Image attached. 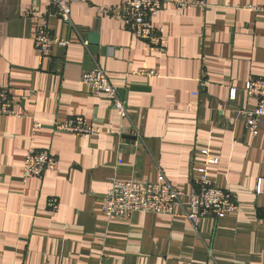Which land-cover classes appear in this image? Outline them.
Segmentation results:
<instances>
[{
	"label": "crops",
	"instance_id": "obj_1",
	"mask_svg": "<svg viewBox=\"0 0 264 264\" xmlns=\"http://www.w3.org/2000/svg\"><path fill=\"white\" fill-rule=\"evenodd\" d=\"M207 1L205 10L166 6L154 21L165 33L155 48L99 13L119 1L80 0L71 24L49 19L52 36L70 44L42 59L37 23L24 13L32 6L43 15L48 0H0V88L14 90L17 114L0 118V264H264V123L253 136L237 116L256 108L244 90L264 79V0ZM96 65L119 89L127 119L83 85ZM140 69L158 76L133 75ZM71 117L100 132L55 130ZM31 148L50 152L60 171L24 180ZM202 168L239 207L195 227L187 196ZM161 172L187 195L176 216H104L111 178L155 182Z\"/></svg>",
	"mask_w": 264,
	"mask_h": 264
},
{
	"label": "built area",
	"instance_id": "obj_2",
	"mask_svg": "<svg viewBox=\"0 0 264 264\" xmlns=\"http://www.w3.org/2000/svg\"><path fill=\"white\" fill-rule=\"evenodd\" d=\"M80 0H48V8L43 15L32 6L25 11V17L37 23L35 48L43 59L55 46H68L69 41L60 40L52 36L48 21L52 17L59 18L71 24V4ZM109 1V0H106ZM119 6L104 5L99 9L103 17L119 19L124 28L134 37L145 41L150 46L162 47L164 30L155 26V19L166 7H173L179 12L190 8L208 9L207 0H117ZM264 14V4L257 8ZM38 18H41L38 21ZM87 45L86 42L83 43ZM133 75L141 77H157L155 70L140 69ZM83 85L97 96H105L111 101L112 106L121 119H127L129 112L119 89L111 84L106 73L98 66L84 72ZM245 94L257 102L253 110L241 109L237 116L241 119L246 130L253 136H258L259 128L264 123V79H251ZM14 90L0 88V118L3 116H16L13 102ZM232 101L236 98V90L231 91ZM19 117V116H18ZM40 123L34 124V135L41 130ZM57 132L72 134L79 137L93 136L100 130L83 117H71L54 123ZM122 143V146H125ZM207 154V152H204ZM218 161H212L217 164ZM60 161L50 152L31 148L27 152L23 166V178H41L47 173H58ZM199 179L195 188L187 196L183 191L174 187L167 177L161 172L155 182L139 180L122 181L117 177L110 179V188L106 193L103 204V214L107 219H127L133 214H152L156 216H176L177 210L182 206V200L189 198V209L185 217L196 227L202 219H223L238 210V201L231 191L216 188L209 180L206 168L195 169ZM257 193H260L258 188ZM48 208L52 212L59 210V202L55 199L48 201Z\"/></svg>",
	"mask_w": 264,
	"mask_h": 264
}]
</instances>
